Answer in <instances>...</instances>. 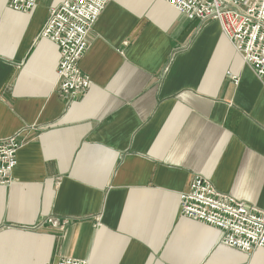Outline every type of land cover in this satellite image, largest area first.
Segmentation results:
<instances>
[{
	"label": "crops",
	"instance_id": "0c3cea01",
	"mask_svg": "<svg viewBox=\"0 0 264 264\" xmlns=\"http://www.w3.org/2000/svg\"><path fill=\"white\" fill-rule=\"evenodd\" d=\"M62 1L0 0V142L20 143L0 186V264H264V248L225 247L179 213L195 177L264 211V88L219 24L110 0L79 64L91 86L68 101L40 37Z\"/></svg>",
	"mask_w": 264,
	"mask_h": 264
},
{
	"label": "built area",
	"instance_id": "2783aa9c",
	"mask_svg": "<svg viewBox=\"0 0 264 264\" xmlns=\"http://www.w3.org/2000/svg\"><path fill=\"white\" fill-rule=\"evenodd\" d=\"M110 0H64L49 9L41 30L42 39L59 50L56 86L72 101L84 96L91 83L80 69L89 48L88 34ZM188 20L216 21L242 61L249 66L264 88V0H163ZM37 0H7V7L30 13ZM233 83L238 78L232 76ZM20 143L13 135L0 142V186L11 181ZM182 217L216 228L219 244L246 255L264 248V211L235 201L216 191L211 183L195 177L188 191L179 195ZM57 264H88L84 260L63 259Z\"/></svg>",
	"mask_w": 264,
	"mask_h": 264
}]
</instances>
